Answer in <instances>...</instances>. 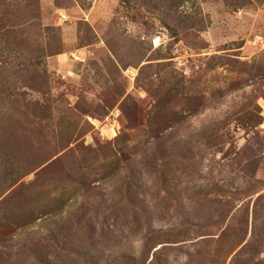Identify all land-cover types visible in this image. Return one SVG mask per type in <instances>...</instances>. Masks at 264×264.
<instances>
[{
    "label": "rangeland",
    "instance_id": "obj_1",
    "mask_svg": "<svg viewBox=\"0 0 264 264\" xmlns=\"http://www.w3.org/2000/svg\"><path fill=\"white\" fill-rule=\"evenodd\" d=\"M0 1V264H264V0Z\"/></svg>",
    "mask_w": 264,
    "mask_h": 264
},
{
    "label": "trees",
    "instance_id": "obj_2",
    "mask_svg": "<svg viewBox=\"0 0 264 264\" xmlns=\"http://www.w3.org/2000/svg\"><path fill=\"white\" fill-rule=\"evenodd\" d=\"M168 1H172V0H168ZM185 0H179V4L181 5L183 2H184ZM240 0H232V1H228L227 2V4L229 5V6H232V7H235V8H240V7H244V5H245V3L246 2H239ZM0 7H2V3H1V1H0ZM198 27V26H197ZM160 105H161V101H159L158 102V105L157 106H155L154 107V113H153V115H149L148 116V119H147V125L149 126L151 123H152V120L154 119V116H155V114H159V107H160ZM182 106L184 107V105L182 104ZM181 110H183V109H181ZM175 112V116H178V118L177 117H174V118H172V119H169V115L167 116V115H159L162 119H163V121L165 122L164 123V127H165V129H167V128H169L171 125H172V123H173V121L175 122V121H179L180 119H179V117H180V115H179V113H180V110H177V109H175L174 110ZM260 119V118H259ZM259 119L257 120V121H255L254 123H253V128H256L259 124H260V121H259ZM153 127H155V126H153ZM164 127H161V128H158V127H155V129H151L150 131H149V134L150 135H152L153 137H155L156 139H160V140H163V139H165L166 138V136L167 135H164L163 136V134H164ZM133 129H135V128H133ZM80 187H82V185L80 186ZM0 231H2V229L0 228ZM179 235H182L181 233L179 234ZM149 237V236H148ZM183 238H181V239H187V238H185L186 236H182ZM146 243H148L150 240L148 239V238H146ZM233 250H231L228 254H227V256H229L230 254H231V252H232Z\"/></svg>",
    "mask_w": 264,
    "mask_h": 264
}]
</instances>
